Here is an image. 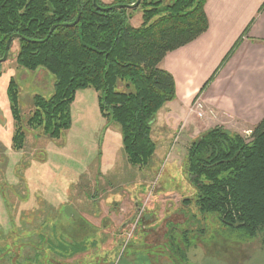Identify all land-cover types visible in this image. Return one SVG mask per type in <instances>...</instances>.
Here are the masks:
<instances>
[{"label":"rangeland","instance_id":"1","mask_svg":"<svg viewBox=\"0 0 264 264\" xmlns=\"http://www.w3.org/2000/svg\"><path fill=\"white\" fill-rule=\"evenodd\" d=\"M130 14L132 25H140V12ZM18 45L13 39L0 61V264H264L259 236L243 238L216 214L199 211L185 171L190 142L206 130L225 122L226 130L249 136L256 124L220 110L206 93L184 104L172 100L152 124L151 159L132 166L119 125L106 122L91 88L76 92L71 126L58 139L27 121L33 96L49 97L54 78L43 67L18 66ZM11 78L19 123L7 95ZM215 98L228 102L222 94ZM19 126L18 149L12 137Z\"/></svg>","mask_w":264,"mask_h":264},{"label":"trees","instance_id":"2","mask_svg":"<svg viewBox=\"0 0 264 264\" xmlns=\"http://www.w3.org/2000/svg\"><path fill=\"white\" fill-rule=\"evenodd\" d=\"M92 1L79 0L78 10L77 0H0V58L7 39L19 35L14 38L18 66L30 71L43 67L54 78L49 97L33 96L29 123L58 139L71 126L76 92L91 88L103 118L120 127L127 162L145 166L155 151L151 128L156 113L175 98L174 78L160 63L207 30L205 0H140L135 8L126 5L136 0H96L100 8ZM132 9L141 14L140 25H132ZM77 17L75 24L62 25ZM7 95L19 123L12 78ZM18 128L12 144L19 149L24 133ZM185 171L200 212L216 214L243 238L259 236L264 248V116L249 136L220 125L197 136L188 146Z\"/></svg>","mask_w":264,"mask_h":264},{"label":"crops","instance_id":"3","mask_svg":"<svg viewBox=\"0 0 264 264\" xmlns=\"http://www.w3.org/2000/svg\"><path fill=\"white\" fill-rule=\"evenodd\" d=\"M263 4L264 0H205L207 30L192 42L168 52L160 63L174 78L173 102L184 104L183 99H192L201 91L200 95L208 94L220 110H231L234 118L251 126L264 116ZM239 37L233 51L219 66ZM212 74L213 78L205 84ZM219 94L228 99L226 104L217 102L215 97ZM54 223L49 220L47 226ZM52 253L53 250L49 259L53 262L58 257Z\"/></svg>","mask_w":264,"mask_h":264},{"label":"water","instance_id":"4","mask_svg":"<svg viewBox=\"0 0 264 264\" xmlns=\"http://www.w3.org/2000/svg\"><path fill=\"white\" fill-rule=\"evenodd\" d=\"M93 5L96 7V8H100L97 4H96V0H93ZM140 0H136L134 3L132 4H129V5H126V7L128 8H135L138 6ZM123 5H119V6H116V5H113L111 6L110 8H113V7H121ZM77 9L79 10V0H77ZM102 10H107V8H101ZM78 20V17L72 22V23H68V24H62V25H68V26H71L73 24H75ZM56 27V25H53L49 31V33ZM19 35H11L7 41H6V44H5V50H4V54L3 56L0 58V61H4L7 57V54H8V50H9V46L11 44V42L13 41L14 38L18 37Z\"/></svg>","mask_w":264,"mask_h":264},{"label":"flooded vegetation","instance_id":"5","mask_svg":"<svg viewBox=\"0 0 264 264\" xmlns=\"http://www.w3.org/2000/svg\"><path fill=\"white\" fill-rule=\"evenodd\" d=\"M48 222H49V220H47L46 225H48ZM37 233H38V232H37ZM39 234H41V233H38V235H39ZM37 239H39V238H37ZM48 239H49V237H48ZM39 240H41V238H40Z\"/></svg>","mask_w":264,"mask_h":264},{"label":"built area","instance_id":"6","mask_svg":"<svg viewBox=\"0 0 264 264\" xmlns=\"http://www.w3.org/2000/svg\"><path fill=\"white\" fill-rule=\"evenodd\" d=\"M200 106V103L196 102V108H198Z\"/></svg>","mask_w":264,"mask_h":264}]
</instances>
